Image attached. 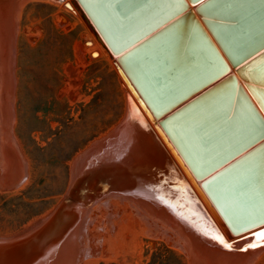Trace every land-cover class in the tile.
<instances>
[{"label":"water","instance_id":"1","mask_svg":"<svg viewBox=\"0 0 264 264\" xmlns=\"http://www.w3.org/2000/svg\"><path fill=\"white\" fill-rule=\"evenodd\" d=\"M29 1L32 0H0V190L19 187L27 173V163L15 141L12 125L16 71L14 40L22 5ZM42 1L57 5L61 3ZM216 1L203 0L195 10L202 16L201 19L215 42L234 66L264 47V0H253L248 12L240 11L238 3L235 5L234 2L225 3L226 10L218 11L212 7ZM77 2L110 51L113 54L122 52L116 59L123 74L121 71L119 73L131 83L154 117L157 111L139 88L134 76L133 69L141 67L138 59L143 52L151 48L155 51V46L159 43L164 47L163 43L167 42L163 41L166 39L163 38L165 34L179 28H189L192 33L190 38L196 39L199 36L202 45L211 49L213 62L208 64L214 66L216 71L200 85L213 77H219L222 68L225 74H221L214 84L161 118L158 126L195 179L213 171L230 155L206 167L190 157L177 125V118L188 109H195L197 105L194 112L204 113L202 121H199L200 124L195 123L194 128L203 132L207 143H223L219 140L238 138V142H233L234 152L253 144L243 155L209 175L200 184L229 231L235 233L254 224L256 221L249 222L236 216V222L234 219L232 221L226 207L223 211L219 208L208 185L224 169L264 146V117L234 73L227 71L226 63H223L221 55L194 12L188 8L187 1ZM107 6L112 9V15L105 12ZM244 20L250 21L249 24L253 22L254 25L244 23ZM160 25L163 26L158 28ZM141 38L143 39L136 43ZM133 44L135 45L132 46ZM147 59L150 62L152 59L159 61V53L156 58L144 55L141 61ZM263 63L264 48L240 64L236 72L248 81L245 82L246 87L264 113L260 88L249 85L248 78V75L254 77L251 70L261 69ZM220 66L221 69L217 70ZM158 70L161 71L160 65ZM124 81L126 82L125 79ZM159 82L160 80L158 85L161 84ZM197 89L198 87H193L191 91ZM205 99L213 101L211 105L208 104L211 108L218 105L217 108L213 107V112L209 113L208 107H205ZM138 103L141 105L140 101ZM141 107L144 111L145 108ZM159 136L178 165L189 176L165 137L160 132ZM69 165L72 181L63 202L47 216L38 218L19 233L0 235V264H81L83 256L88 254V208L95 201L107 197L124 200L151 227L156 238L186 251L189 264H252L264 250V230L224 244L128 93L127 110L118 125L74 157ZM189 180L213 213L195 183L190 178Z\"/></svg>","mask_w":264,"mask_h":264},{"label":"rangeland","instance_id":"2","mask_svg":"<svg viewBox=\"0 0 264 264\" xmlns=\"http://www.w3.org/2000/svg\"><path fill=\"white\" fill-rule=\"evenodd\" d=\"M56 10L33 2L20 17L12 133L27 173L19 187L0 190L2 236L19 233L59 206L71 178L69 163L111 132L123 113L117 72L97 53H78L83 27L63 18L57 24ZM36 32L37 37H26ZM86 239L88 254L81 264H189L186 251L156 238L140 215L116 197L88 208Z\"/></svg>","mask_w":264,"mask_h":264},{"label":"bare ground","instance_id":"3","mask_svg":"<svg viewBox=\"0 0 264 264\" xmlns=\"http://www.w3.org/2000/svg\"><path fill=\"white\" fill-rule=\"evenodd\" d=\"M39 1L48 4L49 7H55L57 9L56 12L54 13V16L56 18L55 22H57V24H62L61 19L63 18L62 21L66 20L67 21L66 24H71L74 27H76L77 24H80L83 27L84 31L82 32V34L85 36V38L82 41H78L77 47L75 45L76 49L78 50V53L80 52L79 54L87 53L90 56V54L95 55L97 53L96 55L98 57L105 58L112 65V67L115 69V71L119 76V80L122 85L121 88L123 91V113L120 120L122 119L124 112H126L127 110V93H128L132 101L134 102V104L142 114L143 118L151 128L152 132L154 133V135L162 145L163 149L165 150V152L173 162L174 166L176 167V169L184 179L185 183L193 193L194 197L196 198V200L204 210L205 214L207 215L210 222L216 229L217 233L221 237L224 244H228L233 241L239 240L245 235L253 233L256 230H260L261 228H263L264 219L262 220V222H260L261 220L257 222L256 216L258 217L257 219L264 217V216H259L260 214L264 213V146L261 147L260 149L254 150L253 152L249 153L248 155H246L236 163L230 165L229 167L224 169L221 172V174L212 183H210L209 185L206 184V186L207 185L209 186V190L213 194L219 208L223 211V209H225L224 207H226L225 210L227 211L228 216L231 217L232 221L234 219V221L236 222V218H243L244 220H247L249 222L250 220L256 221L253 222L254 224L246 228H242L238 232L234 233L232 231H229L223 219L221 218L219 212L209 201V198L205 194L204 190L201 188L200 183L202 180L206 179L209 175L215 173L222 167L228 165V163H230L234 159L243 155L246 151L249 150V148H251V146H253V144L247 145L245 148H242L238 152H234L235 146L233 142H238L237 141L238 138L231 140L228 139L223 141L219 140V142H223V143H215V144H212L210 142L207 143L206 141H204L203 132H200L194 128L195 123L200 124L199 121L200 120L202 121V118L205 116L204 113L196 114L194 112L198 107L197 105L195 109L192 108L188 109L177 118V125L179 126L181 135H183L182 138L184 139L183 141L187 144L188 153L190 157H192L194 160H197L198 163L201 164L203 167H206L208 165H211V163L216 162V160L230 155V157L227 158L225 161L219 163L216 166V168L213 169V171H210L209 173H206L205 175L199 177L198 179H195L192 173L190 172V170L183 162V160L177 155V152L172 146V144L168 142V138L165 137L164 133L158 126V121L161 118H163L165 115H167L168 113H170L171 111H173L174 109H176L177 107H179L180 105H182L183 103H185L186 101L197 95L202 90L214 84L220 78V76H222L221 74L225 72L223 71L222 68V70L219 72L220 73L219 77H213L214 79L212 78L206 83L200 85L201 83L209 79V77L213 75L214 71H216V69H214V66H209L208 64L209 62L211 63V61L213 62L210 56V54L213 53L211 49H207L205 45H202L200 37L197 36L198 38L196 39L190 38L192 33L189 30V28H186L185 30L183 28H179L176 29V31H174L175 30L174 29L168 34H165V36L163 37L166 38L163 39V41L167 40V42L163 43L164 47L160 46L159 43L155 46V51L154 48H151L143 52L142 57L144 55H147L150 56L151 58L152 56L156 58L157 54L159 53L160 56L159 61L152 59V61L150 62L148 61L149 59H147L146 61L143 62L141 61L142 57L138 59L141 67L137 69H133L134 76L139 85V88L147 96L148 100L150 99L149 101L151 104L153 103L152 105L154 107V110L157 111V115L154 117L148 110L147 106H145L140 95L131 86V83L123 75L124 79L126 80L125 82L123 77L119 73L121 69L119 68L116 59L122 52L119 54H113L110 51L105 41L102 39L99 32L93 26L92 22L87 17V15L83 11L77 0H64L59 5L42 0H32L22 5L21 15L28 4ZM186 1L188 3V8H190L194 12L195 17L202 24L208 37L213 42L217 51L221 55L222 60L224 61L223 63L224 64L226 63L228 69L227 71L230 73H234V75L237 78V81L244 87L247 94L250 96L253 103L256 105V107L264 117L263 111L259 107L257 101L255 100L251 92L246 87L245 82L248 81L242 79L239 76V74L236 72V68L240 64L244 63L247 59L254 56L264 47L259 51L253 53L248 58L240 61L236 65L234 66L231 65V63L224 55L218 44L215 42L210 31L203 23V20L201 19L202 16L199 13H197V11L195 10V7L199 3H201V0L195 2H191L189 0ZM233 2L235 5L238 3L237 5L240 7V11L248 12L249 5L253 3V0H217L215 3H213L214 5L212 7L216 8L218 11H221L226 8L225 3L230 4ZM105 12L107 14L112 15V9H110V7L108 6L106 7ZM71 14L73 15L72 23H70V18H69V15ZM243 22L246 23L247 21L244 20ZM249 22L250 21H248L247 23L249 24ZM163 25H160L158 28H160ZM249 25L253 26L254 23L251 22ZM32 28H35V31L37 30L36 27H31L28 30L30 31ZM19 30H20V23L18 26L14 44L16 43L17 36H19L18 35ZM37 35H38L37 32L35 34L27 33L26 37L28 38L34 36L37 37ZM143 38L138 40L136 43L141 41ZM83 41H87V45L86 44L84 45ZM135 44H133L132 46H134ZM159 65L161 67L160 72L158 70ZM249 68L250 67H248V69ZM219 69H221V66L217 68V70ZM251 71H253L255 76L252 77L248 75L250 82L249 85L255 86L256 89L260 88L259 89L260 91L259 90L258 91L260 93L261 98L264 101V63L262 64L261 69H253ZM121 73L123 74L122 71ZM154 75L156 77H154ZM14 79H15V89H16L17 86L16 76H14ZM158 80H160L159 82V84L161 83L160 85L157 84ZM193 87L196 88L198 87V89L196 91H191ZM158 99L163 100V102H159ZM137 100L140 101L141 102L140 104L145 108L144 111L141 105H139ZM204 101L206 105L205 107H208L209 113L213 112L214 109L217 108L218 106V105L212 106L211 108V106H208V104L211 105L213 101H211L210 99L209 100L205 99ZM213 107L215 108L213 109ZM159 132L165 137L171 150H173V152L177 155V157L181 161L182 165H184V168L189 176H187L186 173H184V171L178 165V163L174 159L169 149L161 140V137L159 136ZM228 141H230V143H228ZM189 178L195 183L197 188L200 190L201 194L203 195V197L205 198V200L208 202L209 206L213 210V213L209 210V208L203 201L202 197L193 187ZM71 181H72V176L70 178V182L67 187V190L70 186ZM66 193L64 194L60 204L63 202ZM234 216H236V218ZM260 263H264V250L261 252V254L255 259V261L252 264H260Z\"/></svg>","mask_w":264,"mask_h":264},{"label":"snow or ice","instance_id":"4","mask_svg":"<svg viewBox=\"0 0 264 264\" xmlns=\"http://www.w3.org/2000/svg\"><path fill=\"white\" fill-rule=\"evenodd\" d=\"M201 2H202V0H201ZM225 246H227V245H225ZM253 245H249V247H252Z\"/></svg>","mask_w":264,"mask_h":264}]
</instances>
